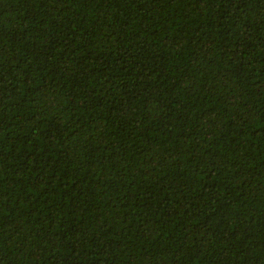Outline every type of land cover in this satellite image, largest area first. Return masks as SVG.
<instances>
[{
  "label": "trees",
  "instance_id": "16d2710c",
  "mask_svg": "<svg viewBox=\"0 0 264 264\" xmlns=\"http://www.w3.org/2000/svg\"><path fill=\"white\" fill-rule=\"evenodd\" d=\"M0 264H264V0H0Z\"/></svg>",
  "mask_w": 264,
  "mask_h": 264
}]
</instances>
